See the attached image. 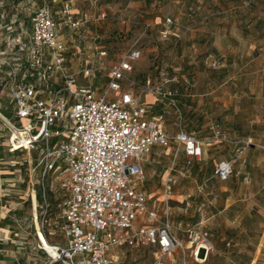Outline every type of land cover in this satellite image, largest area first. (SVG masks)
<instances>
[{"label":"rangeland","instance_id":"rangeland-1","mask_svg":"<svg viewBox=\"0 0 264 264\" xmlns=\"http://www.w3.org/2000/svg\"><path fill=\"white\" fill-rule=\"evenodd\" d=\"M67 45V65L77 71L106 52L110 66L129 50H139L124 89H131L172 136L182 130L202 142V160L186 167L176 159L168 204L172 233L184 250H176L166 264H264V0H46ZM42 0H0V25L29 29L31 13ZM70 6L75 27L61 23L59 10ZM166 19H170L168 23ZM216 62V67L212 63ZM161 70L175 81L179 99L206 111L222 138L209 130L201 113L180 106L179 111L156 96L143 94V81L157 82ZM106 82L77 76L79 86L94 84L97 93ZM120 92H111L115 98ZM10 96L1 93V113L11 118ZM185 102V101H184ZM186 103V105H189ZM32 154L9 152L0 145V252L15 258L12 264H41L37 226L52 244H61V202L66 191L58 179L29 164ZM227 160L232 174L225 181L215 167ZM169 148L154 147L144 156L142 185L151 196L148 208L159 218L164 212L161 176L172 164ZM33 176L36 216L32 212L30 180ZM69 174H64L66 180ZM38 181V182H37ZM41 182V183H40ZM132 187L139 184L131 178ZM195 232L206 247L197 249L188 237ZM198 248V246L196 245ZM14 256V257H13ZM157 249L111 248L114 264H154ZM199 257L201 262L195 259ZM254 260V261H253Z\"/></svg>","mask_w":264,"mask_h":264},{"label":"built area","instance_id":"built-area-1","mask_svg":"<svg viewBox=\"0 0 264 264\" xmlns=\"http://www.w3.org/2000/svg\"><path fill=\"white\" fill-rule=\"evenodd\" d=\"M59 17L65 26L78 25L68 3L61 6ZM29 25L28 30L0 25V86L1 93L7 91L10 96L12 112L7 118L0 111V139L11 153L38 152L29 164L32 172L41 170L42 188L43 178L51 174L67 194L61 202L63 242L50 243L37 227V240L44 236L48 242L45 246L38 241L37 248L45 257L41 264H114L111 248L142 245L157 249L154 264H166L164 258L171 252L184 250L172 233L168 212L176 159L181 155L190 168L201 160L202 143L182 130L169 136L150 119L141 97L123 88L139 50H129L110 66L104 64L106 52L98 50L97 60L86 61L74 72L67 65V45L46 0L31 13ZM103 73L106 82L100 94L90 84L76 83L77 76L93 79ZM174 81L161 70L157 82L144 79L143 94L156 96L179 111V94L171 86ZM111 92L120 93L112 98ZM210 129L222 138L215 123L211 122ZM157 146L169 148L173 156L161 176V218L153 205L148 208L151 196L142 189V159ZM64 174H69L66 180H62ZM231 174V162L222 160L216 165L220 181ZM131 178L137 187H132ZM188 233L197 255L206 238L192 230Z\"/></svg>","mask_w":264,"mask_h":264},{"label":"crops","instance_id":"crops-1","mask_svg":"<svg viewBox=\"0 0 264 264\" xmlns=\"http://www.w3.org/2000/svg\"><path fill=\"white\" fill-rule=\"evenodd\" d=\"M0 77H2V75H0ZM0 83H1V80H0ZM95 84V83H94ZM94 84L92 85V86H94ZM180 100V106H182L183 108H187V109H191L192 111H195V112H198V113H201L202 115H203V118H204V120L205 121H207V125H208V128H209V130L211 131V129H210V124H211V122H213L212 120H211V118H209V116H208V114H207V112L206 111H203V110H201V109H199L198 107H193V105L192 104H190L188 101H186V100H181V99H179ZM186 103H189V105H186ZM7 106H9V102H8V104H7ZM0 108H1V104H0ZM214 123V122H213ZM189 134V133H188ZM202 143V142H201ZM0 145H2V139H0ZM202 146V156H203V145H201ZM201 160H202V157H201ZM200 160V161H201ZM199 161V162H200ZM198 163V162H197ZM32 178H33V176H32ZM33 186H34V189H35V185H34V181H33ZM146 192V191H145ZM67 195V194H66ZM36 197H37V194H36V192H35V200H36ZM30 199H32V196H31V193H30ZM2 239H3V234L2 233H0V250H1V241H2ZM3 247V246H2ZM3 252H5V250H3ZM3 252L1 253L0 252V264H12L11 262H14L16 259L15 258H7L6 256H5V254H3ZM14 257V256H13ZM254 261V260H253Z\"/></svg>","mask_w":264,"mask_h":264},{"label":"bare ground","instance_id":"bare-ground-1","mask_svg":"<svg viewBox=\"0 0 264 264\" xmlns=\"http://www.w3.org/2000/svg\"><path fill=\"white\" fill-rule=\"evenodd\" d=\"M149 94V93H148ZM149 95H151V94H149ZM152 96V95H151ZM29 191H30V193H31V196H32V212H33V215H35L36 216V204H35V191H34V186H33V178L31 177V180H30V189H29ZM36 226H37V224H36ZM38 227V226H37ZM38 241H39V243H42L43 242V244L45 245V246H48V242H47V240L44 238V236H39V238H38ZM201 247H206V246H204V245H202V246H199V248H201ZM173 254H174V252H171L170 254H169V257H171L172 258V260H174V256H173ZM197 262H201V260L199 259V257L197 256L196 257V259H195ZM202 263V262H201Z\"/></svg>","mask_w":264,"mask_h":264},{"label":"trees","instance_id":"trees-1","mask_svg":"<svg viewBox=\"0 0 264 264\" xmlns=\"http://www.w3.org/2000/svg\"><path fill=\"white\" fill-rule=\"evenodd\" d=\"M53 12V11H52ZM185 132V131H184ZM187 133V132H186ZM17 152H23V151H17ZM151 153V152H150ZM32 154V157L33 159L35 160L37 157H38V152L34 151L31 153ZM197 163L195 162L191 167L195 166ZM143 189V187H142ZM144 190V189H143ZM145 191V190H144ZM37 194V193H36Z\"/></svg>","mask_w":264,"mask_h":264}]
</instances>
